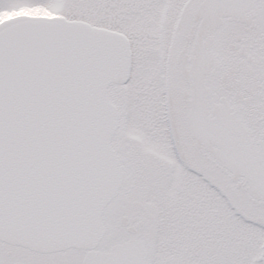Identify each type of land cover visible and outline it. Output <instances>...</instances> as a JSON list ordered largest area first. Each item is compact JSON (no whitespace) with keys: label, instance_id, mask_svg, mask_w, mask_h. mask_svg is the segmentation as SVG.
Here are the masks:
<instances>
[{"label":"snow or ice","instance_id":"snow-or-ice-1","mask_svg":"<svg viewBox=\"0 0 264 264\" xmlns=\"http://www.w3.org/2000/svg\"><path fill=\"white\" fill-rule=\"evenodd\" d=\"M0 264H264V0H0Z\"/></svg>","mask_w":264,"mask_h":264}]
</instances>
